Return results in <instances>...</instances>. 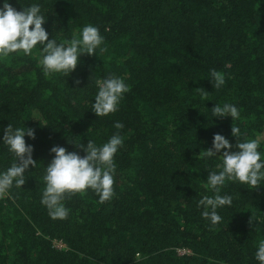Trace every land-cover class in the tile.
<instances>
[{
  "label": "trees",
  "instance_id": "16d2710c",
  "mask_svg": "<svg viewBox=\"0 0 264 264\" xmlns=\"http://www.w3.org/2000/svg\"><path fill=\"white\" fill-rule=\"evenodd\" d=\"M8 3L17 11L39 5L42 27L57 44L79 37L89 24L103 43L95 55H81L69 76L44 75L39 44L30 55L0 58V173L15 162L3 144L9 124L34 130L35 139H24L37 164L25 172L23 186L14 183L0 198V264H259L264 180L258 189L226 181L219 194L231 196L232 204L217 209L221 221L212 226L198 205L215 195L205 185L220 171L222 152L198 157L213 147L215 134L238 151L234 125L241 142L259 141L264 160V0ZM213 69L225 77L219 89L210 81ZM109 76L130 90L116 112L97 117L96 81ZM225 103L238 109V119L212 115ZM117 132L123 143L114 156L112 199L100 203L88 189L63 201L66 219H52L41 203L52 147L84 157L76 145L101 147Z\"/></svg>",
  "mask_w": 264,
  "mask_h": 264
},
{
  "label": "clouds",
  "instance_id": "9594fccd",
  "mask_svg": "<svg viewBox=\"0 0 264 264\" xmlns=\"http://www.w3.org/2000/svg\"><path fill=\"white\" fill-rule=\"evenodd\" d=\"M39 5L33 4L30 7L17 11L8 0H5L0 8V58L8 57L13 53L30 55L32 50L39 44L42 46V59L40 64L43 73L47 77L53 73H62L69 76L78 64L79 57L87 54L95 55V50L103 43V37L99 29L91 24L83 27L79 37H73L66 43L57 44L56 40H49L48 34L42 25L46 22L40 14ZM104 49H101L103 51ZM211 83L215 89L221 88L225 83L224 75L213 69L210 71ZM79 84L80 81H75ZM98 94L95 96V103L92 104V111L97 117L107 116L117 111L118 104L130 89L122 78L109 76L107 79L97 80ZM195 91L201 99H207L209 93L203 88ZM214 117L223 118L230 116L232 120L238 119V109L225 103L223 106L215 105L211 109ZM114 127L118 130L123 128L121 122H116ZM90 129V128H89ZM232 135L237 137L235 147L238 151H231L232 145L220 134H215L213 147L201 151L198 158H208L221 153L222 163L217 165L220 171L211 172L207 177L205 187L215 193L214 197L203 196L199 205L204 211L202 217L210 220L212 226L221 221L217 209L223 206H231L232 197L219 193L226 181H238L246 184L249 188L258 189L260 181L264 180V160L258 151L259 141L248 140L241 142L240 129L232 126ZM35 139L33 129L16 128L11 124L4 130L3 144L15 157V162L3 173H0V198L8 194L9 189L15 183L16 187L25 184V172L29 166L35 168L36 162L32 158L33 147L27 145L25 136ZM123 139L119 132L114 134L107 143L98 147L92 141L87 146L79 144L76 147L82 149L86 155L81 157L76 152H68L64 147L54 146L51 153L54 159L46 167V174L43 177L45 189L41 203L44 205L52 219H66L69 209L64 206L63 201L75 194H85L88 189L93 190L99 197L100 203H105L114 196V173L116 171L114 156L118 148L122 146ZM253 223L251 216L249 225ZM255 259L259 264H264V240L258 243Z\"/></svg>",
  "mask_w": 264,
  "mask_h": 264
},
{
  "label": "rangeland",
  "instance_id": "374dc122",
  "mask_svg": "<svg viewBox=\"0 0 264 264\" xmlns=\"http://www.w3.org/2000/svg\"><path fill=\"white\" fill-rule=\"evenodd\" d=\"M263 139H264V136H263ZM6 197V195L3 197V198H5ZM5 229V228H4ZM8 229V228H7ZM3 230V228H0V234H1V231ZM8 232V231H7ZM54 247L55 248H58V249H63L64 248V245L61 243V242H54ZM176 253L178 254V255H184V254H186V253H188L187 251H185V250H176ZM10 259H11V257H10Z\"/></svg>",
  "mask_w": 264,
  "mask_h": 264
}]
</instances>
